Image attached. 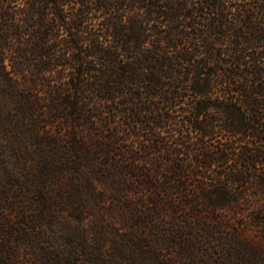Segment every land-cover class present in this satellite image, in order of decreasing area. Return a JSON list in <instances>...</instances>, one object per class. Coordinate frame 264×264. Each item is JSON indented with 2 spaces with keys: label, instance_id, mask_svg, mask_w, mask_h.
Returning <instances> with one entry per match:
<instances>
[{
  "label": "trees",
  "instance_id": "1",
  "mask_svg": "<svg viewBox=\"0 0 264 264\" xmlns=\"http://www.w3.org/2000/svg\"><path fill=\"white\" fill-rule=\"evenodd\" d=\"M24 121L60 151L43 168L146 186L149 215L241 213L264 196V0H0V132Z\"/></svg>",
  "mask_w": 264,
  "mask_h": 264
},
{
  "label": "rangeland",
  "instance_id": "2",
  "mask_svg": "<svg viewBox=\"0 0 264 264\" xmlns=\"http://www.w3.org/2000/svg\"><path fill=\"white\" fill-rule=\"evenodd\" d=\"M16 125L0 132V264H264V225L250 212L264 196L245 191L235 215H149L146 186L115 200L112 186L78 180L73 156L66 170L43 168L60 151L37 150L28 124Z\"/></svg>",
  "mask_w": 264,
  "mask_h": 264
}]
</instances>
